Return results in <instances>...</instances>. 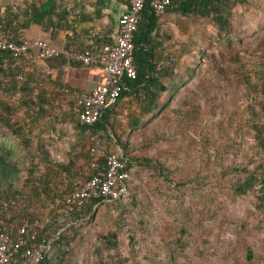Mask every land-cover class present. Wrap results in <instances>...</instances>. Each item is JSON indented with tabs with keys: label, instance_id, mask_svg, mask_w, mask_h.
Wrapping results in <instances>:
<instances>
[{
	"label": "rangeland",
	"instance_id": "rangeland-1",
	"mask_svg": "<svg viewBox=\"0 0 264 264\" xmlns=\"http://www.w3.org/2000/svg\"><path fill=\"white\" fill-rule=\"evenodd\" d=\"M35 1L0 0V7L20 9ZM162 17L160 34L168 54L163 60L176 59L181 86L171 96L165 92L158 112L144 115L139 126L129 127L137 98L127 99L126 110L119 106L115 119L119 133L130 141V157H146L150 163L134 162L127 202L102 201L93 217L75 222L78 231L69 230L72 223L64 226L68 237L60 264H116L118 259L123 264H264L260 186L236 193L251 172L264 175V133L257 128L264 103V0L234 8L232 42L228 34L219 36L210 19L172 12ZM0 95L16 107L13 119L23 117L18 92ZM41 126L37 131H48L44 122ZM37 131L35 146L53 145V152L59 148L55 160L68 158L72 137L53 144L60 133ZM0 139L14 147L19 167L14 186L4 182L0 187V203L6 206L41 160L37 148L26 149L19 134L2 122ZM40 213L55 218L52 203ZM111 232H117L119 245H99L100 235Z\"/></svg>",
	"mask_w": 264,
	"mask_h": 264
},
{
	"label": "trees",
	"instance_id": "trees-1",
	"mask_svg": "<svg viewBox=\"0 0 264 264\" xmlns=\"http://www.w3.org/2000/svg\"><path fill=\"white\" fill-rule=\"evenodd\" d=\"M151 1H146L135 33L134 62L137 68V77L123 78L122 91L118 102L106 107L102 116L93 124L81 123L72 110L65 105L45 107L43 105L45 103L44 100L47 101L55 95L63 94L68 86L65 87L63 85L59 90L48 89L46 83L52 82V80L55 81V79H52V76L45 73L44 70H39L40 65L36 63V59L28 63L22 57H14L10 52L0 50V94L11 91L18 92L20 94V108H22L23 114L20 119H13V112L16 107H12L11 103L4 100L3 96L0 95V122L5 124L13 135L19 134L20 139L25 143L24 147L26 149H30V147L37 148L41 160L36 163L35 167L30 168L28 174L23 177L20 182V194L15 193V190H13L14 194L8 196L10 198L6 201V206L4 205L5 202L0 203V226L6 231H11L16 236L25 222L33 223L36 218L41 220L38 238L50 236L55 239L51 250L44 256L40 264H56V260H59L57 263L60 264L62 256L66 253L63 247L65 245L64 240L68 237V234H66L68 229L66 228L65 230L64 226L72 223L73 226H69V230L78 231L74 225L75 222L89 216L94 210L96 203L100 204L103 201L102 198H94L81 211L73 213L70 219L64 223L59 221L60 214L53 208L55 218L51 216L49 222H42L44 217L40 213V208H43L48 203H52L53 206L58 193L77 188L92 177L98 167L103 165L104 158L95 159L91 153L92 135H100L102 147L107 153L117 154L126 160L127 169L131 173L134 162L138 164L150 163V160L146 157H136L135 159L133 156L130 157L128 153L131 145L130 141L123 138L122 130L119 133V126L115 119L121 110L119 106L122 105L123 107L126 105L128 98L132 100L137 98L136 107L129 115L130 129L137 127L141 124L144 115H153L158 112L163 105L162 98L165 92H168V96H171L181 86L177 78L176 59L170 56V59H167L168 62L164 63L163 60L167 58L168 54H164V36L160 34L162 16L167 12H172L195 18L210 19L217 26L219 36L223 38L225 34H228L226 35L228 42H232L231 16L238 4L247 2V0H173L162 15H157ZM64 2V0H37L29 6L20 9H15L12 5L2 6L0 7V21L3 23V28H5L4 30H6L8 36L13 40H19L23 36V30L30 27L32 23H39L46 30L50 29V27L56 29L63 26L66 13L68 14V9ZM126 4L128 9L127 1ZM101 45L77 49L98 48ZM71 48L75 49V47ZM44 60L47 65L56 66V63H58L57 66L59 67L75 63V61L65 58L62 53ZM162 61L163 65L160 66ZM28 64L33 65L35 70L30 72L25 79H18L17 76ZM45 112L46 114L56 113L57 115L63 113L72 123L73 133L69 130L68 133H60L61 137L57 135L53 139L54 141H60L66 136H68V139L74 137L69 142L68 158L66 160H54L48 146L42 143L34 145L38 126L42 127L41 124L45 123L42 118V114H45ZM263 113L264 103L263 111L257 124L258 132L260 133H264V124L261 122ZM51 126L53 127L54 125ZM37 133H43V129H40ZM261 140L262 144H264V136ZM13 148L6 141L0 139V187L4 182H8V187L10 188L14 186L13 183H15V178L19 172V167L12 157L15 154ZM94 162H97L98 166H94ZM41 165L45 167L43 171L40 169ZM24 169L20 167V172ZM132 179L133 174L129 181L130 188ZM257 184L260 186L259 197L262 200V207H264V175L258 177L254 172H251L244 181L237 185L236 193L246 194ZM130 197L131 194L127 198L113 201L127 202ZM14 202H19V206L16 207ZM90 216L93 217L94 213ZM77 225L79 227L81 224L79 225L78 222ZM117 237V232L102 234L99 237V245L104 243L109 248L116 247L119 245ZM110 257L112 258V256ZM55 258L56 260L54 261ZM102 259L103 257L101 256L100 260ZM101 262L106 264L104 260L100 261V264ZM115 263L123 264V260L118 259Z\"/></svg>",
	"mask_w": 264,
	"mask_h": 264
},
{
	"label": "built area",
	"instance_id": "built-area-1",
	"mask_svg": "<svg viewBox=\"0 0 264 264\" xmlns=\"http://www.w3.org/2000/svg\"><path fill=\"white\" fill-rule=\"evenodd\" d=\"M128 9L120 16L118 29L113 41L98 48L85 50L59 47L45 38L21 36L11 39L0 21V50L8 51L14 57H22L28 63L33 59H48L62 53L65 58L82 63L85 66L102 67L106 74L103 83L91 90L66 88L62 95L51 98L47 107L70 105L78 120L83 124H93L106 107L119 100L124 77H137L134 62L135 33L138 29L141 12L147 0H126ZM173 0H152L157 15H162ZM29 64L19 73L18 79L28 75ZM261 122L264 124V113ZM91 153L95 159L104 158L103 165L96 173L77 188L56 195L53 208L60 214V222H66L71 215L81 211L94 198L113 201L127 198L131 194L129 181L132 173L127 169V161L117 154L107 153L102 147V138L98 134L91 137ZM98 166L97 162L93 163ZM99 205L96 203L95 206ZM46 215L42 222H49ZM41 220L27 221L16 236L0 226V264H40L52 248L54 237H39Z\"/></svg>",
	"mask_w": 264,
	"mask_h": 264
},
{
	"label": "crops",
	"instance_id": "crops-1",
	"mask_svg": "<svg viewBox=\"0 0 264 264\" xmlns=\"http://www.w3.org/2000/svg\"><path fill=\"white\" fill-rule=\"evenodd\" d=\"M64 1L68 14L66 13L63 26L56 29L50 27L46 30L41 24L32 23L30 27L23 30L22 35L30 38H45L59 47L82 49L101 45L113 41V35L118 29L120 15L127 9L125 0ZM35 61L40 65L39 70H44L45 73L52 76V79H55V81L50 82L48 78L49 82L46 83V87L50 90H59L63 85L68 86L66 88L74 87L80 90H91L106 79L104 69L99 66H85L75 62L59 67L57 66L58 63H56V66L47 65L44 59L37 58ZM33 70H35V67L29 65L28 74ZM48 100H44L43 105L45 107H47ZM124 107L122 109L126 110ZM69 108L72 110L71 106ZM42 118L45 120L44 124L48 129L47 132L43 133H68L69 130L72 133L74 132L72 123L63 113L59 115L56 113H43ZM54 137H57V135L54 134ZM73 139L74 137H72ZM61 141L63 140H56L53 144ZM53 147V145L49 146V151L53 158H57L59 148H56L57 152L55 150L53 152Z\"/></svg>",
	"mask_w": 264,
	"mask_h": 264
}]
</instances>
